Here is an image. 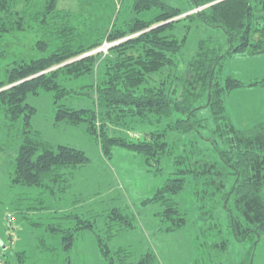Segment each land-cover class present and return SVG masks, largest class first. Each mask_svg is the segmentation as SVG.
Wrapping results in <instances>:
<instances>
[{"label":"trees","instance_id":"1","mask_svg":"<svg viewBox=\"0 0 264 264\" xmlns=\"http://www.w3.org/2000/svg\"><path fill=\"white\" fill-rule=\"evenodd\" d=\"M253 1L189 0L192 8L186 11L211 5L178 18L184 10L164 0H135V15L155 8L161 13L151 20L134 16L123 27L112 28L106 36L88 43L73 25L72 14L57 11L59 0H0V38L39 27L44 37L37 41L36 48L47 51L49 47H55L47 56L12 62L7 67L6 78L0 81V107L6 129L12 131L22 125L12 165V183L55 192L56 184L68 181L64 172L67 168L75 170L90 161L84 151L52 144L33 129L36 108L27 102L29 95H37L40 91L54 93L57 122L74 126L85 124L87 133L99 142L108 158L115 147L125 148L144 156L149 164L153 162L156 175L160 174L162 160L172 154L168 134L177 135L175 143L181 136L208 128V119L201 118L199 111L209 108L213 122L209 148L188 139L173 157L175 171L146 204L160 203L164 207L162 222L168 224L167 229L180 228L187 219L175 196L185 189L189 178L196 185L201 216L205 223H212L208 230L219 238L213 246L219 256L229 251L219 218L224 211L229 213V227L236 241L263 236L264 130L243 131L228 119L224 95L243 87L244 83L220 79L223 64L234 54H264V29L253 28L257 9ZM195 19L222 29L229 49L225 51L223 44L214 38L200 41L196 55L186 60L185 73L174 77L182 84L180 93L163 81L155 83L152 76L165 70H178L183 64L181 57L186 38H178L173 27L183 20ZM165 21L170 23L153 27ZM254 33H260V36L254 38ZM104 40L113 44L109 54L80 58L101 46ZM100 57L103 58L99 62ZM99 68L102 76L97 85L92 83L80 90L64 86V78L72 81L92 75ZM8 85L12 86L3 89ZM93 95L96 98L93 107L75 109L59 104L69 96L91 98ZM205 96L206 104L200 105ZM127 119L150 125L164 121L167 126L163 130L145 132L144 139L136 142L109 132L114 125L132 128ZM109 214L110 219L118 216L130 223L134 218L133 215L128 218L120 208H112ZM95 217L82 219L78 215H67L68 220L77 221L73 228L67 223L66 229L58 224V227L51 225L49 230L65 233L62 235L63 250L70 251L79 229H94ZM80 224L83 227H77ZM98 241L108 264H157L150 252L138 262H131L127 261L125 249L112 250L100 235ZM25 255L26 252L19 253V260L22 261Z\"/></svg>","mask_w":264,"mask_h":264},{"label":"rangeland","instance_id":"2","mask_svg":"<svg viewBox=\"0 0 264 264\" xmlns=\"http://www.w3.org/2000/svg\"><path fill=\"white\" fill-rule=\"evenodd\" d=\"M134 1L59 0L57 11L71 13L72 23L77 27L78 33L82 34L84 42L91 43L106 36L112 28L123 27L125 22L134 16L151 20L161 13L155 8L135 15ZM164 1L184 10L178 18L211 5L186 11L192 8L189 0ZM253 3L257 8L253 28L264 29V0H255ZM167 23L170 21L154 24L153 27ZM173 28L176 29L178 38H186L184 55L181 57L183 64H180L183 68L157 73L152 76V80L157 81L155 83L163 81L182 93V84L174 77L176 74L185 73L186 60L196 55L199 42L214 38L223 44L225 51L229 49V44L222 29L209 27L198 19L183 20ZM258 36L260 33H254V38ZM43 37L44 33L39 27L1 36L0 81L6 78L7 67L12 62L23 58H41L55 50L53 46L47 51L36 48L37 41ZM107 41L104 40L101 46L88 51L80 58L96 54L107 55L109 47L113 45ZM102 58L100 57L99 62ZM101 74L102 70L99 68V71L96 70L92 75L79 79L70 81L64 78V86L80 90L92 83L97 85ZM227 78L244 83L243 87L224 95L228 119L243 131L264 130V54H234L225 61L221 70V81L225 82ZM10 86L12 85L3 89ZM94 101L95 95L91 98L69 96L59 104L81 109L93 107ZM27 102L36 108L32 119L35 131L52 144L84 151L90 161L75 170L67 168L64 172L68 181L52 185L55 192L13 184L12 165L17 155L22 125H17V129L12 131L6 129L7 123L0 107V264H108L107 258L100 251L98 235L104 242L108 241L106 243L112 250L125 249L128 252L127 261L131 262H138L144 254L150 252L157 264H264V235L245 242L236 241L229 227V213L226 211L222 212L219 218L229 251L220 256L215 252L214 242L219 238L215 232L208 230L212 223H205L201 216L195 194L196 185L191 179L189 181L188 178L185 189L175 196L187 219V223L180 228L167 229L168 224L162 222L164 207L160 203L146 204V200L152 198L175 171L173 157L181 151L182 145L187 143L188 139L198 141L202 147L209 148L208 140L213 127L209 108L199 111L201 118L208 119V128H201L200 133L194 131L181 136L180 141L175 143L173 141L177 135L171 132L168 134L167 141L172 145V154L162 160V169L160 174L156 175L153 162L149 164L144 156L125 148L115 147L108 158L99 142L87 133L85 124L74 126L57 122L54 93L40 91L37 95H29ZM206 102L207 96L199 104ZM153 120L156 119L153 117ZM127 121L132 128L114 125L110 127L109 132L136 142L144 139L145 132L163 130L167 126L164 121L152 125L136 123L132 119ZM210 152L213 154L212 150ZM112 208L122 209L128 218L133 215L131 223L118 216L110 219L108 216ZM67 215H78L82 219L96 216V222L94 229H79L73 247L65 252L62 239L65 233L60 234L49 228L51 225L58 227L59 224L61 228L66 229L67 223L73 228L77 221L68 220L65 218ZM77 227L83 226L80 224ZM220 240L218 242H221ZM22 252H26V255L21 261L19 253Z\"/></svg>","mask_w":264,"mask_h":264},{"label":"water","instance_id":"3","mask_svg":"<svg viewBox=\"0 0 264 264\" xmlns=\"http://www.w3.org/2000/svg\"><path fill=\"white\" fill-rule=\"evenodd\" d=\"M219 1H223V0H219Z\"/></svg>","mask_w":264,"mask_h":264},{"label":"built area","instance_id":"4","mask_svg":"<svg viewBox=\"0 0 264 264\" xmlns=\"http://www.w3.org/2000/svg\"><path fill=\"white\" fill-rule=\"evenodd\" d=\"M110 46H111V44H110Z\"/></svg>","mask_w":264,"mask_h":264}]
</instances>
